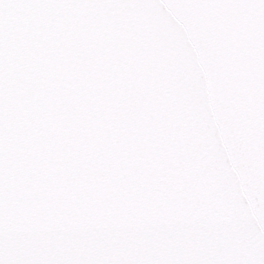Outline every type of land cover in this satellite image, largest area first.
I'll use <instances>...</instances> for the list:
<instances>
[{"label": "snow or ice", "instance_id": "1", "mask_svg": "<svg viewBox=\"0 0 264 264\" xmlns=\"http://www.w3.org/2000/svg\"><path fill=\"white\" fill-rule=\"evenodd\" d=\"M166 6L250 14L215 110ZM0 264H264V0H0Z\"/></svg>", "mask_w": 264, "mask_h": 264}, {"label": "water", "instance_id": "2", "mask_svg": "<svg viewBox=\"0 0 264 264\" xmlns=\"http://www.w3.org/2000/svg\"><path fill=\"white\" fill-rule=\"evenodd\" d=\"M126 18L135 22L139 29L149 34L151 42L163 54H167L168 38L173 24H182L185 35L192 41L194 51L201 60V71L207 78L209 91V109L218 108L216 103L220 78L231 83L238 68V59L245 65L254 62L255 50L252 42L246 36L234 41V56L225 61L227 54L223 47V26L230 16L247 19L248 13H224L214 9L194 11L181 6L151 7L122 13ZM243 53V56H241ZM217 135L227 142L231 133L227 126L220 124L216 129ZM243 178V172H241Z\"/></svg>", "mask_w": 264, "mask_h": 264}]
</instances>
